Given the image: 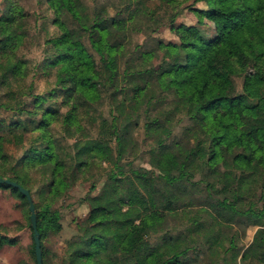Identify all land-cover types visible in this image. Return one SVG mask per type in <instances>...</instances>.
<instances>
[{
	"label": "trees",
	"instance_id": "trees-1",
	"mask_svg": "<svg viewBox=\"0 0 264 264\" xmlns=\"http://www.w3.org/2000/svg\"><path fill=\"white\" fill-rule=\"evenodd\" d=\"M191 1L209 6L196 11L199 22L213 23V38L196 27L171 22L178 41L160 39V64L136 69L120 64L128 19L91 16L82 0H46L59 30L50 40L53 54L47 65L56 67L55 82L62 87V103L69 107L61 123L64 130L70 135L82 129L78 111L83 104L99 101L103 91L113 98L111 120L100 114L97 136L76 141L69 159L60 155L50 135V123L60 111L42 107L46 96L21 91V96L32 98V107L26 109L20 100L11 103L17 100V93H11L13 83L27 77V61L18 52L28 33L25 14L12 0L4 3L0 87L6 96L0 100V177L31 194L28 170L41 171L43 201L34 209L42 264H47L43 237L62 228L52 203L95 161L113 168L100 192L86 197L85 223L77 224L66 239L61 264H264V0ZM151 54L140 55L147 59ZM236 79L242 80L240 89ZM155 90L160 92L159 116L149 111ZM141 105L148 106L143 130L153 143L150 164L156 171L126 169L123 164L139 127ZM8 111L18 118L6 120L1 113ZM27 113L38 114L31 129L23 118ZM177 115L188 122L180 134L173 125ZM36 130L39 134L32 135L34 140L11 161L6 140ZM26 142L22 136L12 144L22 147ZM260 181L261 192L245 205L246 194ZM0 187L9 188L30 213L16 187ZM192 207H199L198 213L189 214L187 223L178 227L175 219ZM27 218L30 222V215ZM244 220L238 234L233 227ZM248 226L256 230L245 245L241 238ZM16 242L0 235V246ZM34 245L33 240L35 256ZM192 251H202L208 261L195 260Z\"/></svg>",
	"mask_w": 264,
	"mask_h": 264
},
{
	"label": "rangeland",
	"instance_id": "rangeland-1",
	"mask_svg": "<svg viewBox=\"0 0 264 264\" xmlns=\"http://www.w3.org/2000/svg\"><path fill=\"white\" fill-rule=\"evenodd\" d=\"M17 8L24 14L27 36L20 47L18 54L27 61V77L19 84L13 83V91L17 93V100L26 102L25 107L29 109L32 105L29 103L32 98L26 95H20L21 91L35 93L37 96H46L43 99L42 107L54 108L60 111L55 120L50 123V135L58 145L61 156L69 159L75 152L74 144L78 140L87 139L88 137H96L97 119L99 115L111 120V110L113 108L112 96L110 92L103 91L99 101L91 104H83L78 111V121L82 125L80 131H74L68 134L62 126L63 115L69 107L62 103L63 90L55 82L56 67L47 65L51 54H53L52 43L50 40L59 34L57 26L53 23L54 13L49 8L46 0H12ZM86 11L91 16L102 14L104 16H115L128 19L126 22L125 36V53L120 64L125 67V64L132 68L140 69L144 67L157 66L160 64V49L158 41L160 39L165 42H177L178 38L174 30L170 29L171 22L174 25L185 24L199 29V31L207 38L211 39L215 35L213 23L207 19H202L196 9H208V5L204 1H184L175 0L174 4H165L162 0H82ZM6 0H0V11L4 9ZM85 44L89 50L95 55V58L100 64L99 57L89 47V42L85 39ZM142 51H148L151 56L147 59L141 57ZM238 89L241 88V79H236ZM29 85L31 89L28 90ZM21 88V89H19ZM152 91L154 96V104L149 110L151 114L160 115V92ZM6 96V90L0 87V100ZM20 96V99H19ZM41 102V101H40ZM130 110V109H129ZM146 111L147 105L138 107L137 116L139 127L134 132V142L131 145L123 164L126 169L131 167H144L153 169L150 164V152L153 148V143L149 137L145 135L143 125L147 121ZM2 116L7 117L6 120H15L18 118L14 111L2 112ZM26 115V114H25ZM27 121L28 127L31 129L36 125L38 114L27 113L23 116ZM176 127L175 133L180 134V129L188 125L187 120L181 115H177L173 122ZM19 132V131H18ZM23 135L21 132L9 137L5 142V149L10 156V160L20 155L22 149L33 141L39 131ZM24 136L27 141L24 146L20 147L12 144L20 137ZM115 146V141L113 142ZM8 166H6V169ZM113 168L107 162L95 161L89 170L82 173L75 182L70 186L65 193L52 203V209L58 211L62 228L59 232L49 231L43 237V245L46 254L47 264H61V257L65 250V241L76 229L77 224H84L89 205L85 199L89 195H96L102 189L104 182L107 179L108 170ZM7 171V170H6ZM29 179L32 181L31 198L33 204H40L43 201L39 192L40 184L43 181L41 171L36 169L28 170ZM70 175V174H68ZM262 182L260 181L256 188L246 194L245 205L249 201L256 199V194L261 192ZM197 194H193L195 196ZM260 201L257 202V207H260ZM28 208L23 205L9 188L0 187V235H6L9 238H15L16 244L9 245L4 243L0 246V264H36L35 256L32 253V229L27 218ZM199 207H192L187 213H181L175 221L178 227L184 226L187 223L189 214L198 213ZM245 220L242 221V226L237 225L233 228L239 234L241 227H244ZM256 227L248 226L246 234L241 238L242 243L249 244L252 240ZM195 260H204L208 258L203 255V252H190Z\"/></svg>",
	"mask_w": 264,
	"mask_h": 264
},
{
	"label": "water",
	"instance_id": "water-1",
	"mask_svg": "<svg viewBox=\"0 0 264 264\" xmlns=\"http://www.w3.org/2000/svg\"><path fill=\"white\" fill-rule=\"evenodd\" d=\"M0 184H5L11 187H16L20 193L26 197L28 203H29V211H30V223L33 230V240H34V253H35V259L36 264H42V251L40 246V238L37 231V221H36V214L34 209V204L31 198V194L28 191V189L22 187L20 184H18L15 181H12L8 178H2L0 177Z\"/></svg>",
	"mask_w": 264,
	"mask_h": 264
}]
</instances>
